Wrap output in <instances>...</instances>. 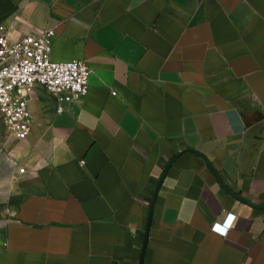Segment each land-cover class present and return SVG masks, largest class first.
Returning <instances> with one entry per match:
<instances>
[{
	"label": "crops",
	"instance_id": "crops-1",
	"mask_svg": "<svg viewBox=\"0 0 264 264\" xmlns=\"http://www.w3.org/2000/svg\"><path fill=\"white\" fill-rule=\"evenodd\" d=\"M0 24L91 69L60 113L29 96L0 264H264V0H0Z\"/></svg>",
	"mask_w": 264,
	"mask_h": 264
},
{
	"label": "built area",
	"instance_id": "built-area-1",
	"mask_svg": "<svg viewBox=\"0 0 264 264\" xmlns=\"http://www.w3.org/2000/svg\"><path fill=\"white\" fill-rule=\"evenodd\" d=\"M53 29H42L12 40L0 24V115L15 138L26 139L31 122L28 99L36 85H41L64 111L72 101L82 100L88 90L90 67L82 60L53 61L49 57ZM25 173L18 169V175ZM234 214L222 223L215 222L212 231L225 235Z\"/></svg>",
	"mask_w": 264,
	"mask_h": 264
},
{
	"label": "rangeland",
	"instance_id": "rangeland-1",
	"mask_svg": "<svg viewBox=\"0 0 264 264\" xmlns=\"http://www.w3.org/2000/svg\"><path fill=\"white\" fill-rule=\"evenodd\" d=\"M14 135L8 129V127L4 124L1 115H0V160L2 155L6 152L8 147L10 146Z\"/></svg>",
	"mask_w": 264,
	"mask_h": 264
},
{
	"label": "water",
	"instance_id": "water-1",
	"mask_svg": "<svg viewBox=\"0 0 264 264\" xmlns=\"http://www.w3.org/2000/svg\"><path fill=\"white\" fill-rule=\"evenodd\" d=\"M226 190H228V189H226ZM236 197L239 198L240 200H243L244 201V199H242L240 196L236 195ZM260 207L261 208H264V205L263 206H260Z\"/></svg>",
	"mask_w": 264,
	"mask_h": 264
}]
</instances>
